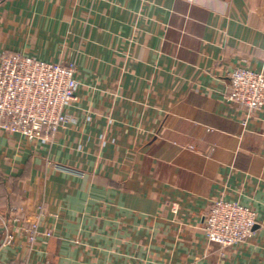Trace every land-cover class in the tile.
<instances>
[{"label": "crops", "instance_id": "obj_1", "mask_svg": "<svg viewBox=\"0 0 264 264\" xmlns=\"http://www.w3.org/2000/svg\"><path fill=\"white\" fill-rule=\"evenodd\" d=\"M11 53L74 63L79 89L50 142L0 130L1 259L264 264V106L226 99L234 69L264 73V0H0ZM219 199L257 212L245 244L206 239Z\"/></svg>", "mask_w": 264, "mask_h": 264}, {"label": "built area", "instance_id": "obj_2", "mask_svg": "<svg viewBox=\"0 0 264 264\" xmlns=\"http://www.w3.org/2000/svg\"><path fill=\"white\" fill-rule=\"evenodd\" d=\"M63 1V0H58ZM227 101L248 114L264 106V73L236 68L227 75ZM79 82L74 63L50 64L18 53L0 57V130L27 142H50L60 128L71 122L70 109L77 100ZM14 209L10 210L13 214ZM257 212L238 202L222 199L213 202L203 217V232L210 243L221 249L245 244L254 234ZM0 254L11 246L14 234L0 216ZM49 232L45 236H49ZM39 232L28 231L33 245ZM0 264L15 263L0 258Z\"/></svg>", "mask_w": 264, "mask_h": 264}, {"label": "trees", "instance_id": "obj_3", "mask_svg": "<svg viewBox=\"0 0 264 264\" xmlns=\"http://www.w3.org/2000/svg\"><path fill=\"white\" fill-rule=\"evenodd\" d=\"M22 179H25V176H21L19 178H10L8 179L9 183H8V186L6 187V191H8L9 193H19L18 190H17V182L19 180H22ZM15 206V205H14Z\"/></svg>", "mask_w": 264, "mask_h": 264}, {"label": "rangeland", "instance_id": "obj_4", "mask_svg": "<svg viewBox=\"0 0 264 264\" xmlns=\"http://www.w3.org/2000/svg\"><path fill=\"white\" fill-rule=\"evenodd\" d=\"M31 229H32V228H31ZM31 229H30V230H31ZM28 231H29V230H28ZM28 231H27V233H28ZM47 232H49V233H50V234H49V236H47V237H50V236H52V233H51L49 230H48ZM47 232H46V233H47Z\"/></svg>", "mask_w": 264, "mask_h": 264}]
</instances>
